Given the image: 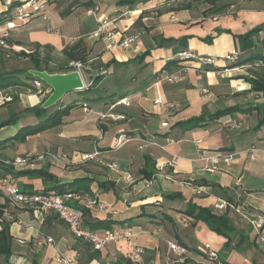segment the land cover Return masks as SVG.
<instances>
[{
  "label": "crops",
  "instance_id": "obj_1",
  "mask_svg": "<svg viewBox=\"0 0 264 264\" xmlns=\"http://www.w3.org/2000/svg\"><path fill=\"white\" fill-rule=\"evenodd\" d=\"M12 1L0 0V13ZM119 1L53 0L48 20L37 16L12 32L0 56L31 50L35 44L49 45L55 54L62 55L66 46L83 38L90 49L89 58L105 65L108 74L90 93L87 106L73 108L54 129L0 148V160L46 153L42 161L25 168L47 169L59 183L91 179V193L84 196L97 199L105 207L85 204L89 217L112 221L109 228L128 227L135 235L130 241L111 242L96 252L91 243L75 237L54 211L11 205L1 191L0 178V206L14 215V219L6 218L10 222L12 256L6 262L0 255V264H60L56 260L60 254L74 258L76 264H124L126 260L134 264V245L146 249V262L169 264L167 241L187 249L186 261L180 264L211 263L197 251L203 252L200 249L207 243L226 263L264 264V242L256 230V234L251 233L254 228L243 217L254 215L264 221V125L255 129L259 110L234 111L218 119H206V124L189 130L173 127L179 121L229 106L263 105L264 95L251 91V84L243 78L262 65L228 67L231 63L224 57L240 52L236 35L259 25H263L262 30L250 40L256 44L254 50L264 54V0H223L226 8L220 12H214L206 0H184L192 7L180 10L173 7L181 0ZM103 22L118 38H137L127 48L112 45L105 30L100 29ZM156 37L164 39L161 45ZM185 50L212 57L215 63L193 59L163 69L178 51ZM146 51L150 53L140 61L138 57ZM2 64L0 61V71ZM180 65L186 70L179 80L162 79ZM50 89L22 97L20 108L43 102ZM76 96L69 92L61 101L67 103ZM157 97L162 103H155ZM122 99L125 102L118 103ZM80 120H84L83 126L68 127ZM25 124L20 119L6 134V127L1 128L0 140L14 135ZM120 133L134 139L116 147ZM95 150L100 151L98 156L83 160L84 153ZM223 150L236 155L231 161H220L218 170L209 171L202 153L209 156ZM145 167L154 171L152 178L141 174ZM16 182L24 192L45 187L40 177L19 174ZM174 193L181 196L168 197ZM220 200L234 208L217 209ZM189 202L219 214L227 212L232 225L247 237L237 244L240 236L236 235L226 246V237L184 214ZM85 218L83 226L90 227ZM48 237L54 242H47ZM94 253L98 256L90 258Z\"/></svg>",
  "mask_w": 264,
  "mask_h": 264
},
{
  "label": "trees",
  "instance_id": "obj_2",
  "mask_svg": "<svg viewBox=\"0 0 264 264\" xmlns=\"http://www.w3.org/2000/svg\"><path fill=\"white\" fill-rule=\"evenodd\" d=\"M25 1L27 0H13L10 3L9 8L6 11L0 13V23L6 20V18L10 15V11L13 7H15L18 4L24 3ZM52 1L53 0H46L48 9H50V5ZM206 1L212 5V10L214 12H220L224 8H226V5L221 2L223 0H206ZM129 2H131V0L119 1L120 4H127ZM191 7H192L191 2H185L184 0H181L177 2L176 6L173 7V10H180ZM262 28L263 25H259L244 34L236 35L241 48H240V52L238 53V58L235 61L229 62L231 64L228 65V67H238L246 64H255V63L261 64L262 68L259 71L258 70L250 71L249 75H246L243 78L251 84V89H250L251 91L259 92L264 95V54L255 51L254 48L256 44H254L250 40L252 36L257 34L260 30H262ZM156 39L159 40L158 42L159 45L162 44L160 41L164 40L162 37H156ZM89 52L90 49L88 44L85 42L83 38H80L71 45H68L64 48V50L62 51L63 56L61 59H59L58 57L55 59V56H57V54L53 52V48L51 46L40 45V44H35L33 49L31 50L23 49L20 52H18L17 55L28 58L32 63L31 69L47 70L50 73H58V72L66 73L70 70L68 64L69 61L71 60L88 61L90 59ZM179 52L182 51H178L176 53V58L170 59L166 62V64L163 67L164 70L171 68L173 65H178V63L181 61H186L177 56ZM149 53L150 51L144 52L142 55L138 57V59L141 61V59L145 58ZM243 53H246L244 57H243ZM54 59L55 61H53ZM189 60H193V59H189ZM51 61L54 62V65L50 67L49 63ZM43 64H45L46 66L45 67L42 66ZM93 66L105 68V65L101 63L100 64L94 63ZM104 76L106 75H101L99 73L91 74L90 77H88L89 80L88 87L82 90L73 91V93L77 94V96L72 101H69L67 103L61 101L59 104L57 103L53 106L45 107L43 105V102H41L37 105L27 106L15 111H10L7 117L3 116L4 118H2V115H0V129L8 125H17L20 119H22V117L25 115H33L37 119V121L34 123H29L21 126L14 135L0 140V148L7 147L8 144L14 145L16 143H24L29 136L36 135L40 132L52 129L60 125L63 122V118L66 115H68L73 108L80 105L87 106L88 102L91 100L90 93L92 92V90H95L96 85ZM36 82H40L41 85L40 86L37 85ZM9 87H15V88L27 87L29 89H32L33 91H38L40 89L47 88L48 85L44 83L39 77L33 75L30 72V69L14 68L8 70L3 68V70L0 71V90ZM11 96L13 100L15 99L19 100V95L11 94ZM12 99L11 101L13 102ZM5 104H9V103L6 102ZM254 109L259 110L258 111L259 120L255 125V129H257L262 125H264V103L262 106H257V107L252 105H248L246 107H241L237 105L229 106L209 115L202 114L200 116H194L189 119L179 121L175 123L173 127L177 126L180 127L182 130H189L206 124L205 122L206 119L214 120L224 115L231 114L234 111H241L243 113H246ZM9 173L15 175V177L19 176L20 174V175H28L30 177L42 178L45 182V187L42 190H35L32 192L64 193L66 191H74L77 193H81L82 195L91 193L90 191L91 179L89 178L85 177V178L75 179L72 182L59 183V180L56 179V177L52 173H50L47 169L44 168L15 169L12 166L7 165L4 161L0 160V178L5 177ZM141 174H143L144 177L146 178H152L154 171L153 170L149 171L145 167L141 170ZM48 181H54L55 183L53 182L51 184H48ZM213 185L219 188L224 193L226 192V190L223 189L220 185L217 184H213ZM102 186L110 187V184L109 185L102 184ZM177 196H181V195L178 193L168 195V197H177ZM228 199L230 202H232V198L230 196H228ZM72 206L84 210V215L86 216L85 220L88 218L87 219L88 224L90 225L89 228L91 229L109 228L112 226V221L91 219L89 217V210L84 205H79L76 203V204H72ZM2 209L3 207L0 206V215H2ZM183 212L185 215L193 218L195 221L205 222L210 230L216 232L219 235L226 237L228 239L226 242V246H229L233 242L236 235L240 236V241H238L237 244H239L241 240L247 237V235L243 234L241 231L236 230V228L232 225L231 220L227 215V212L219 214L214 212L212 209L208 207L198 206L192 202H189L187 204V207ZM197 251L199 252V254L205 256V258L211 262L205 264H216L218 261L225 262L220 257H218V259H215L212 257H208L206 254L199 251L198 249ZM96 252H98V250ZM0 255L4 256L6 262H10V258L12 256V236L10 233V222L6 220H4L1 223V228H0ZM97 256L98 253H94L90 256V258ZM123 263L133 264L130 260L123 261ZM195 264H203V263H195Z\"/></svg>",
  "mask_w": 264,
  "mask_h": 264
},
{
  "label": "built area",
  "instance_id": "obj_3",
  "mask_svg": "<svg viewBox=\"0 0 264 264\" xmlns=\"http://www.w3.org/2000/svg\"><path fill=\"white\" fill-rule=\"evenodd\" d=\"M50 11L47 8L46 0H27L22 4H18L13 7L10 11V15L6 18L5 21L0 23V49L6 48L9 39L12 35V32L19 27L20 23H24L29 21L30 19L41 16L45 20L49 19ZM106 23H101L100 29L105 30L106 38L110 41L112 45H120L124 48L130 46V44L137 38V36H132L128 38H118L117 33L113 30H106ZM179 58L183 60L195 59L203 64H212L215 63V59L212 57H204V56H196L195 53L191 50H185L179 52L177 55ZM228 62L235 61L238 58L237 52L228 53L224 57ZM69 68L71 71H77L86 86L88 87V83L85 82L86 78L90 77L91 74H101L107 75L108 69L104 67H96L94 65V60L89 59L88 61H80V60H71L69 61ZM186 67L180 66L177 67L173 72L165 73L162 79H165L169 82H175L179 80ZM37 85H41L40 82H36ZM41 90V89H40ZM12 96L7 92L0 90V104H3L7 101H11ZM125 102L124 99L118 101V103ZM155 103H162L160 97L155 99ZM134 139L133 136L128 135L126 133H120L117 138L116 147L123 146L129 141ZM255 150L254 147L250 149L251 152ZM249 152V151H248ZM51 154V153H50ZM100 154V151L95 150L92 152H87L83 154V160L89 161L94 159L96 156ZM52 155V154H51ZM235 152H226V153H216L213 155H205L202 153V158L208 161L207 169L211 172L218 170L220 161H231ZM253 156V155H251ZM46 157V153L35 154V155H25L18 156L13 159H6L4 162L12 166L15 169H23L28 165H32L35 162L42 161ZM175 163L177 160L174 159ZM116 166V165H114ZM1 191L7 198V201L11 205H22L28 207H36L42 210H51L57 213L59 218L63 220L69 227L70 231L73 235L83 241L91 243L94 250H101L106 247L111 242H116L121 239H128L129 241L133 238L135 233L132 229L126 228H106L102 231H98L96 229H91L89 227L83 226L84 220V210L81 208H76L72 206V204H100L97 199H89L86 198L81 193H77L74 191H66L64 193H40V192H24L22 191L16 182L15 175L9 173L1 180ZM103 208L105 207L103 204H100ZM234 208V206L228 203L226 200H220L216 204V208L219 210H225L226 208ZM237 212H240V209H236ZM14 219V215L11 213L10 209H2V215H0V228L1 223L6 220V218ZM243 217H246L249 220V223L253 226V228L257 232V237L260 238L262 242H264V221L260 219V217L248 216L243 214ZM24 242V240H21ZM47 242L52 243L54 239L52 237L47 238ZM168 249L166 253V259L169 264H180L178 262H185L187 249L184 248L177 242L167 241ZM204 254H208L210 257L218 259L217 251L213 250L209 243L205 244L202 248ZM146 253V249L141 245H134L131 258L136 264H157L155 262H146L144 259V255ZM57 262L60 264H76L74 258L68 257L64 254H60L56 258ZM216 264H229L226 262L218 261Z\"/></svg>",
  "mask_w": 264,
  "mask_h": 264
},
{
  "label": "rangeland",
  "instance_id": "obj_4",
  "mask_svg": "<svg viewBox=\"0 0 264 264\" xmlns=\"http://www.w3.org/2000/svg\"><path fill=\"white\" fill-rule=\"evenodd\" d=\"M4 49H7V48H4ZM1 51V50H0ZM20 52V51H19ZM7 53V52H6ZM17 53L18 52H16V53H12L11 51H10V53H9V55L10 56H0V61L3 63L2 65H3V68H5V69H8V70H10V69H14V68H25V69H31L32 68V63H31V61L28 59V58H25V57H22V56H18L17 55ZM62 56L63 55H58L57 54V56H55V59L58 57L59 59H61L62 58ZM55 59L53 60V61H55ZM53 61H51L50 63H49V65H50V67L51 66H53L54 65V62ZM60 61V60H59ZM137 65V64H136ZM42 66H46L45 64H43ZM251 71H254V70H251ZM49 72V71H48ZM248 75H249V73H248ZM249 83V82H248ZM122 84H119V86H121ZM49 87V86H48ZM48 87L47 88H45V89H41V90H38V91H33L32 89H29V88H27V87H19V88H15V87H9V88H6V89H3V91L4 92H7L9 95L10 94H13V95H15V94H17V95H19V100H13V102L11 101V102H9V101H7V103H9V104H5V103H3V104H0V115H2V118H4L3 116H5V117H7L8 115H9V112L10 111H15V110H18V109H20V106H21V104H20V101H22V97H24V96H28V95H33V94H35V93H42V92H45V91H47L48 90ZM103 87H105V84H104V86ZM103 87L101 86L100 87V89H103ZM51 93V89L49 90V94ZM47 95H48V92H47ZM67 95V94H66ZM89 95V94H88ZM49 96V95H48ZM47 96V97H48ZM46 97V98H47ZM45 98V99H46ZM78 107V106H77ZM76 108V107H75ZM22 119H23V122H25L26 124H28L29 122H32V123H34V121H37V119L35 118V116H33V115H25V116H23L22 117ZM83 123H84V120H80V121H74V122H71V123H69L68 124V127H75V126H83ZM16 125H8V126H6V131L5 132H3V134H6V133H9V132H11V130L15 127ZM56 128V127H55ZM54 129V128H53ZM45 135V134H44ZM226 152H228V151H226V150H223V151H221V153H226ZM40 154H42V153H40ZM252 234H256V232H255V229L254 230H252V232H251ZM200 250H202V249H200ZM207 256L208 257H210L208 254H207Z\"/></svg>",
  "mask_w": 264,
  "mask_h": 264
},
{
  "label": "water",
  "instance_id": "obj_5",
  "mask_svg": "<svg viewBox=\"0 0 264 264\" xmlns=\"http://www.w3.org/2000/svg\"><path fill=\"white\" fill-rule=\"evenodd\" d=\"M30 72L51 88V93L43 101L45 107L59 103L69 92L86 88L82 77L77 71L50 73L47 70L30 69Z\"/></svg>",
  "mask_w": 264,
  "mask_h": 264
}]
</instances>
